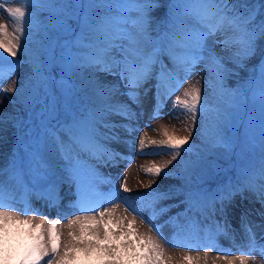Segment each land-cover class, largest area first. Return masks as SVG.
<instances>
[{
  "label": "snow or ice",
  "instance_id": "1",
  "mask_svg": "<svg viewBox=\"0 0 264 264\" xmlns=\"http://www.w3.org/2000/svg\"><path fill=\"white\" fill-rule=\"evenodd\" d=\"M24 3V9H9L10 16L20 22L19 36L10 34L7 25L0 24V86L18 70L21 61L15 58L18 50H22L29 53L30 76L36 91L43 90L46 95L48 92L62 93L64 110L72 112L76 88L73 76L83 72L87 80L81 81L80 87L91 89V104L83 112H75L69 123L62 127L51 126L50 131H45L56 144L62 168L52 169L48 160L36 155H33L27 173L14 155L6 167H0V264H172L173 258L166 256L159 240L136 227V216L143 213L133 206V201L145 197H121L120 189L130 191L126 182L119 185L110 198L103 197L96 191V166L89 164V160H95L97 164L111 165L122 158L124 154L112 144L127 147L128 140L134 139L139 131L143 98L150 91L144 85L152 78L157 65L154 114H162L160 105L167 104L197 65H203L202 75L207 79L203 97L199 87L186 89L172 109L173 118L188 116L192 125L199 118V148L189 142L190 129H186L189 134L183 137L165 131L166 139L150 141L152 145H158L151 152H144L145 139L139 140V155H171V160L163 167L153 165L145 170L146 173L161 176L163 168L179 157L182 162H178L175 169L163 172V176L167 178L179 173L185 182L183 188L175 191L184 193L185 199L181 203L187 208L184 213L169 218L177 229L175 241L164 235L163 225L154 223L156 216L168 211L171 205L162 207L159 213L153 209L146 219L152 225V231L172 247L192 250L206 246L222 250L211 243L193 245L179 240L182 234L191 235L195 230V222L189 213H203L209 206L215 210L217 200L221 204L219 211L223 213L224 201L230 202L238 193L243 195L250 190L264 205V18L257 21L255 8L242 0H167L166 5L161 0H87V3L83 0H24ZM165 6L164 25L157 31L152 27L151 12ZM37 8L44 10L43 20L33 16L32 10ZM261 8L264 9V3ZM41 32L49 39L40 41L39 48L30 50ZM257 54L261 59L253 69L251 79L258 82L254 94L258 95L261 105V163L253 171L241 167L234 182L229 180L227 191L209 200L201 195L198 184L202 179L201 165L208 155L214 152L235 155L237 148L243 152L239 132L230 136L227 129L229 124L235 127L231 118L246 93L239 88L229 89L225 81L229 75L237 74L235 69L244 68L245 62ZM165 57L171 67L164 63ZM228 62L234 68H228ZM49 64L53 72L62 66L65 76L54 80L46 72ZM99 73L118 77L125 91H120L119 84L102 82ZM53 101L50 110L54 112L58 103L54 96ZM4 123L5 117L0 114V127ZM5 172L8 181H14L16 188H23L25 196L57 189L63 183L74 184L78 197V204L74 206L80 212L94 214L76 215L69 221L68 227L73 229L68 233L71 239L61 248L58 221L45 227L44 220L34 223L4 210L23 211L25 216L35 210L27 205L23 209L16 207L13 188L3 180ZM43 184L47 188H41ZM90 192L96 195L95 201L89 199ZM145 196L163 199L168 193L154 192ZM59 199L57 193L56 200ZM116 200L125 204V212L131 211L134 215L131 218L117 215ZM105 203L114 207H103ZM181 215L188 224L179 222ZM75 226H79V231ZM245 233L248 248L253 249L257 240L250 224L245 225ZM212 239L214 237L210 236L209 240ZM241 250L245 249L242 247ZM182 260L183 264H199V259L190 255ZM240 264L245 261L241 260Z\"/></svg>",
  "mask_w": 264,
  "mask_h": 264
},
{
  "label": "rangeland",
  "instance_id": "2",
  "mask_svg": "<svg viewBox=\"0 0 264 264\" xmlns=\"http://www.w3.org/2000/svg\"><path fill=\"white\" fill-rule=\"evenodd\" d=\"M35 2V0H33ZM84 3H87V0H83ZM16 7H20L21 9L25 8L24 0H0V24L7 25V30L10 34H16L17 36L20 33L17 29L20 27V22L10 16L9 9L14 10ZM157 9L155 8L151 12V18L153 20V24L156 21L155 17L157 15ZM44 10L41 9H33V16L39 20H43L44 16L42 12ZM264 16H261V19ZM49 39L48 35L44 32H41L37 37H35V41L31 46V48H39L40 41H47ZM20 44L23 48L24 41L21 39ZM7 56V54H5ZM29 53L23 52L22 50H18L17 57L15 59L20 60L21 64L18 67V70L13 73L10 77L4 79L2 86H0V114H3L5 117V123L2 127H0V167H6L8 161L13 157H16V154L21 153L23 158L26 159V164L23 165V171L27 173L29 164L32 160L33 155H36L38 158H43L49 161L52 169L62 168V162L60 160L59 155L57 154L56 144L53 142L50 136L45 134L46 129L50 131L49 128H46L45 125H42L48 117L52 118L58 114V111L62 113V115H67L69 120L67 122L62 123L59 127L70 122L73 114L75 112H83L85 109L89 108L91 104L88 100V96L91 97V89L85 88L81 89V81L78 83L79 78H76L75 83L76 88L74 90V95L72 97V105L73 111L68 112L64 110V98L63 94L57 92V97L53 92H48L47 95L42 90L36 91L30 76V64L31 61L28 59ZM260 55L252 57L250 60L246 61V66L244 68L235 69V73L229 75L228 79L225 81L226 87L229 89H241L242 93H246V97L242 95L241 100L239 102V107L233 112L232 120L235 122V127L231 124L228 125V134L230 136H235L237 132H239L240 136V144L243 148V152H241L240 148L236 149L237 153L249 154L254 157L256 155V146L255 142L260 138L261 131V105L259 101L258 95H255L254 92L258 89V82L253 81L251 78L254 75L253 69L258 62ZM12 59V58H9ZM227 67L232 69L234 65L231 62L227 63ZM203 65H197L195 71L189 76L186 80H184L181 87L174 92L173 96L170 98L168 103L165 106L166 113L161 116L159 120H155L152 118L150 120L152 127L143 123L142 120H139V131L135 133L134 139H129L127 143V147L123 144H112V147L118 149L123 153L121 159L118 162L113 163L116 169L115 175L118 179V184L127 183V187L130 191L124 192L121 190L122 197H145L142 200L133 201V206L138 207L142 210L143 215L136 216V227L140 232L148 233L150 235L155 236L161 246L164 249L166 256L172 257V264H183L182 258L184 256H192L194 258L199 259V264H218L214 263L205 253L202 252L203 247L193 248L190 250L187 247H172L170 243L165 242L164 239H161L155 231H152V225L148 223L146 217H149L153 213V209H155L158 213L162 207H168V211L158 214L156 219L154 220L155 224L163 225V233L169 240H176L177 229L174 226V223L169 222L170 217H175L177 214L184 213L187 205L181 203L185 199V195L183 192H176L175 189L183 188L185 186L184 180L180 177L179 173L175 175L169 176L165 178L163 176V172H169L177 167L180 158L178 157L176 161H172L171 164H168L166 168H163V172L161 176H153L151 174L146 173V169L148 167L161 166L163 167L167 161L171 160L170 154H160V155H139L137 154L140 150L139 140L141 138L145 139L144 152H151L158 148V145H152L150 143L151 140L155 139L158 142L160 140L166 139L164 133L167 131L169 135H175L179 137H183L188 135V131L186 129L191 130V138L190 143H195L197 148L200 147V135H199V127L200 121L199 118L195 125H192L190 117L181 115L178 119L173 118L172 109L174 106V102L183 96V93L186 89H191L192 87H199L201 89V95L203 97L204 92L206 90L205 80L206 76L202 75ZM50 71V74H64L61 78L65 76V71L63 67H57L55 72H53L52 65L49 64L46 71ZM154 73V72H153ZM100 80L106 84L114 83L119 84L120 91L123 92L125 89L123 88V83L119 80L118 77H114L111 75H106L103 73L98 74ZM83 80L86 82V76L83 77ZM150 81L154 80V76L149 79ZM253 86V91L249 95L250 101H248V94L250 87ZM18 89V91H5L12 88ZM40 92V93H39ZM38 93L37 98L34 100V96ZM252 94V96H251ZM53 96L55 97V101H58L56 110L51 111V105L54 103ZM122 99H127L126 97H121ZM34 100L33 106L32 101ZM252 100V102H251ZM61 103H60V102ZM162 109V108H161ZM141 117V115H140ZM139 117V118H140ZM113 119H118L113 117ZM121 135L123 132L121 131ZM57 141L59 137L56 138ZM23 140L24 145L21 150H18L19 141ZM219 155L220 153L217 152ZM183 155V153H182ZM221 156V155H220ZM17 160V159H16ZM131 160H134V163L129 167H126L127 164L130 163ZM211 160L215 159V152L208 155L207 159L201 165V168L205 169V166L208 167L213 162ZM126 164L124 165V163ZM18 163V162H17ZM27 180L28 177L25 176ZM3 180L12 186L13 191L15 193V202L16 207L18 205L23 204V209L26 205L32 209L29 211L27 216L24 215L23 211H15L13 209L6 208L5 211H8L9 214L19 217L26 218L32 220L34 223H39L41 220L45 221V227L47 224L52 223L53 221H58L57 224V232L60 233V245L63 248L64 244L67 243L71 237H69L68 233L73 229L68 227V223L70 220L74 219L76 215H93L92 212H80L76 209L74 205L78 204L77 195L68 194V190L74 189L76 192V186L69 185L68 183L61 184L58 189L59 194V208L61 212L54 210L55 214L58 215L57 218L47 219L42 215H50L46 210V203L41 202L38 197L48 194V191L44 192H32L27 196L24 195L23 188H16L14 181H8V174L5 172ZM41 188H47L46 184L41 185ZM50 192V191H49ZM168 193L167 198L163 199H155L154 196H145L148 193ZM105 198H110L111 193H102L101 194ZM7 199V194H6ZM155 201V202H153ZM62 203V204H61ZM220 205V204H219ZM103 206L107 208L114 207L111 203H105ZM119 206V207H117ZM125 204L121 200H116L115 208L117 215H128L130 218L134 215L131 211L125 212ZM237 207V206H236ZM180 208V209H179ZM179 209V210H178ZM40 214H38V212ZM176 210V211H174ZM239 211L240 209L237 208ZM174 211V212H173ZM34 212L35 214H31ZM264 213V210L263 212ZM237 214V213H235ZM230 218L232 224L225 223L224 221L215 222L218 232L209 230L204 225V222L197 219H194L195 228L203 227V230L195 234V239L182 241L179 240L180 243H189V244H214L216 249H220L221 242L226 241L225 239H230L232 236L239 235L241 239L247 240V236L245 233V225L246 218L244 215L239 217L238 221H234L235 216ZM56 217V216H52ZM184 218V221L181 220ZM179 222L181 224H188V221L185 219L183 215L180 216ZM233 225V227H232ZM260 228L256 229L253 227V231L256 234V240L260 242V255L264 257V248L261 245H264V222L259 224ZM219 229H223L221 232ZM75 230L79 231V226H75ZM195 231V230H194ZM192 235V234H191ZM212 236L214 239L211 241L209 237ZM87 238V237H85ZM181 238V237H180ZM45 239L47 240V235H45ZM226 243V242H224ZM223 246L227 247L226 244ZM257 257V256H256ZM47 259V258H46Z\"/></svg>",
  "mask_w": 264,
  "mask_h": 264
},
{
  "label": "trees",
  "instance_id": "3",
  "mask_svg": "<svg viewBox=\"0 0 264 264\" xmlns=\"http://www.w3.org/2000/svg\"><path fill=\"white\" fill-rule=\"evenodd\" d=\"M166 1L167 0H161V3L165 5ZM242 2L246 3L248 5H251L255 8V11L257 14L256 15L257 21H259L261 19L262 15L264 16V9L261 8V4L264 3V0H242ZM165 14H166L165 7H160L157 9V15L155 17L156 21L154 22V24H152L153 28L158 27V31L162 30L163 25H164ZM262 43H264V42H262Z\"/></svg>",
  "mask_w": 264,
  "mask_h": 264
},
{
  "label": "bare ground",
  "instance_id": "4",
  "mask_svg": "<svg viewBox=\"0 0 264 264\" xmlns=\"http://www.w3.org/2000/svg\"><path fill=\"white\" fill-rule=\"evenodd\" d=\"M49 201L54 203V201H52V200H49ZM216 256H219V255H216Z\"/></svg>",
  "mask_w": 264,
  "mask_h": 264
}]
</instances>
